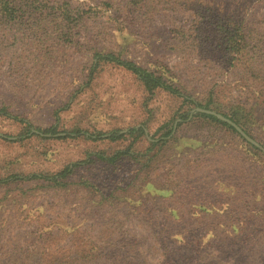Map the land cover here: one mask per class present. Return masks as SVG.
<instances>
[{
	"label": "rangeland",
	"instance_id": "obj_1",
	"mask_svg": "<svg viewBox=\"0 0 264 264\" xmlns=\"http://www.w3.org/2000/svg\"><path fill=\"white\" fill-rule=\"evenodd\" d=\"M27 1L0 21V107L29 122L0 115V264H264V154L195 115H240L264 147V61L202 43L228 17L264 49V0ZM95 52L165 67L194 103L111 63L90 71Z\"/></svg>",
	"mask_w": 264,
	"mask_h": 264
},
{
	"label": "trees",
	"instance_id": "obj_2",
	"mask_svg": "<svg viewBox=\"0 0 264 264\" xmlns=\"http://www.w3.org/2000/svg\"><path fill=\"white\" fill-rule=\"evenodd\" d=\"M29 4H30V2H28L27 0H0V21L12 22L16 19H23L25 17L24 14H26V12L29 11L26 9L27 7H29L28 6ZM66 16L63 17V19H62L63 22L61 23L62 24L61 28H66L67 30H69V22L67 21L68 16L67 17ZM63 23L65 24V26H63ZM203 25L206 26V23L203 22ZM203 25H201V28H203ZM209 26H210V24H209ZM213 29L215 31L216 36L213 35L212 37L210 36L211 34L209 35V33H208L210 31V29H204V31L206 32L207 35L204 36L202 43L206 46L207 45L211 46L214 52L219 50L218 52L222 53V55H224L226 58H228L227 59L228 61L234 60L233 62L236 65L240 61H241V63L247 62L246 63L247 65H251V64H254L257 62L260 63V62L264 61V49L262 47H260V44H261L260 41L258 42L257 36L255 33L250 34L248 32V29L246 28V26L243 24L242 21L238 22V21L232 20L228 17L224 18V19L219 17L218 19L213 21ZM194 30H199L198 26L192 27V33L194 32ZM192 33L189 32V39L191 41H194V40L198 41L197 35L192 34ZM242 57H245V59L242 60ZM93 58H94V60L92 62L90 71L94 70L96 68V66H98L100 63H111L117 67H120V68L128 71L132 75H134L135 78L141 84L144 91L149 95L155 89H163V90L169 92L170 94L182 97V100L186 103H190V104L194 103V101L191 98L183 95L180 92L179 88L176 87V85H174L172 83L170 75H168L166 73L167 71H165V69H163L165 67H162L160 70H149V69H146L144 67L139 66L138 64H136L135 62H133L129 59L122 58L120 55L112 53V52H103V53L102 52H95V53H93ZM258 99H259L258 97L254 98V101H253L254 103H252V106L259 105L262 103V101L258 100ZM198 106H200V105H198ZM201 107H205V106H201ZM234 114H233V116H230V117H228L224 114H222V115L230 118L236 125L241 127V129H243V131L245 133H247L249 136H251L248 133V131L243 128V126L239 120L241 118V116L240 115L234 116ZM0 115L6 116V117H8L14 121H17V122L25 123L27 126H29L28 121H26L22 117H18L17 115L9 113L6 110V108H4V107H0ZM195 115L205 117V118H208V119L215 121L219 124H222V125L228 127L230 130H232L233 132L236 133V131L234 130V128L232 126H230L229 124L217 119L212 114L196 112ZM185 116L186 115L182 116V119L186 118ZM179 122H177V124H179ZM36 130H39V129L36 128ZM39 131H41L43 133H48V132L52 133V128L50 127V128H46V129H40ZM170 131H171V127L166 129L163 132V134L165 136H167L170 133ZM75 132L78 133L79 131L76 130ZM125 134L131 135L133 137V140H134L136 137L143 134V129L141 126L140 127H131L124 134L119 133L117 130H114V131H110L104 137H106L109 140H115V139H118V138L124 136ZM68 135H70V134H68ZM87 136L91 137V135H87ZM98 136H99V134H98ZM246 143L250 147L257 149L256 147L249 144L248 142H246ZM150 144L151 145L154 144L153 141H150ZM120 154L129 155L131 153H129V151L126 149L123 151H117V152L113 153L110 158L105 157L101 153H96L94 155H95V158H97L101 161L111 163L113 161V159L116 158L117 156H119ZM67 170H68V168H64V169L60 170L59 172H57V174H54L51 176H46V177H43L40 174H31L29 176L18 177V178H21V179L44 178L45 180H57L58 178L63 176L65 173H67Z\"/></svg>",
	"mask_w": 264,
	"mask_h": 264
},
{
	"label": "water",
	"instance_id": "obj_3",
	"mask_svg": "<svg viewBox=\"0 0 264 264\" xmlns=\"http://www.w3.org/2000/svg\"><path fill=\"white\" fill-rule=\"evenodd\" d=\"M197 111L202 112V113H206V114H212L214 115L216 118H218L219 120L229 124L230 126H232L234 128V130L249 144L253 145L254 147H256L257 149H259L263 154H264V147H262L259 143H257L255 140H253L249 135H247L239 126H237L233 121H231L230 119L218 114V113H214L210 110H206V109H202V108H196Z\"/></svg>",
	"mask_w": 264,
	"mask_h": 264
}]
</instances>
